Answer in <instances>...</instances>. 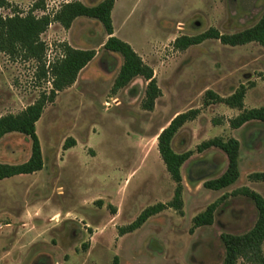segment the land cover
Instances as JSON below:
<instances>
[{"label":"rangeland","instance_id":"rangeland-1","mask_svg":"<svg viewBox=\"0 0 264 264\" xmlns=\"http://www.w3.org/2000/svg\"><path fill=\"white\" fill-rule=\"evenodd\" d=\"M8 1L3 15L15 9L26 14L40 0ZM42 1L36 16L52 15L66 2L101 0ZM263 9L264 0H115L113 35L153 69L161 92L151 110L143 106L148 83L143 77L113 89L122 57L102 47L108 36L99 21L80 16L68 29L51 22L40 36L46 69L62 55V43L93 49L95 56L45 105L35 124L43 168L0 180V264H114V258L116 264H222L221 234L244 233L257 217L251 201L231 192L248 187L264 196V180L249 178L264 172V122L251 121L233 132L240 142V177L208 192L203 182L217 177L225 153L197 146L214 137L230 138L229 120L236 110L211 102L206 92L226 97L244 84L246 107L264 106V48L206 39L179 50L173 41L209 28L240 31L255 24ZM39 69L35 60L0 53V116L16 114L49 92L50 74L41 76ZM188 110L198 111L194 127L180 129L172 141L176 152L192 151L182 167L181 212L166 206L120 235L119 229L145 208L172 200L176 184L160 158L156 136L175 114ZM67 139L74 145L65 148ZM29 155L24 135L11 132L0 139V163H22ZM223 194L213 222L193 228L192 218ZM237 264L251 263L240 258Z\"/></svg>","mask_w":264,"mask_h":264},{"label":"trees","instance_id":"trees-1","mask_svg":"<svg viewBox=\"0 0 264 264\" xmlns=\"http://www.w3.org/2000/svg\"><path fill=\"white\" fill-rule=\"evenodd\" d=\"M114 2L115 0H101L97 4L86 5L80 1H71L62 4L52 15L36 16L33 11L44 8L42 0L34 3L29 11L23 15L16 9L10 15H3L1 10L10 8L11 4L8 0H0V53L14 58L20 57L23 60H35L40 64L39 75L46 76L49 73L51 78V89L48 93L43 92L33 103L16 114L0 116V139L5 134L17 132L30 141V155L26 161L18 164L0 163V180L17 175L31 174L43 168V156L35 124L39 120L45 105L54 101L58 91L71 86L78 73L95 56L93 49H78L67 43H62V55L50 63L46 69L43 61L46 44L40 36L51 22H58L63 28L68 29L73 20L80 16L99 21L108 36L102 47L106 51L118 53L122 57V64L114 80L113 89H120L133 78L141 76L148 81L143 106L148 110L153 109L155 99L161 94L156 85L153 69L143 62L129 43L113 35L111 11ZM206 39H217L222 44L229 46H241L256 42L264 48V9L257 22L250 27L234 33H220L215 28H209L197 35H183L175 38L173 47L184 50ZM246 89L247 86L240 84L233 93L226 97H221L212 91L206 92L211 102H222L231 108L240 110L235 117L229 120L231 128H239L252 120L264 122V106L244 108ZM197 112V110H188L176 114L156 136L160 158L172 181L176 184L172 200L168 204L157 203L145 208L133 222L119 229L120 235L137 229L149 217L159 213L166 206L181 212L183 185L180 168L191 156L192 151L175 152L171 146V141L185 122L196 117ZM71 145H74L73 139H67L64 143L65 148ZM239 146V141L233 137L227 139L214 137L197 146L198 151L217 147L225 153L228 161L226 170L220 176L203 182L205 188L221 190L235 183L239 177ZM249 178L264 180V172H253L249 174ZM231 193L232 195L241 194L251 201L256 209L257 217L253 226L244 233L221 234L220 238L225 249L222 264H237L240 258L251 264H264L262 249L264 242V196L248 187L234 190ZM224 198H226V194L196 214L192 218V227L210 225L219 203ZM113 262L116 264V258Z\"/></svg>","mask_w":264,"mask_h":264},{"label":"crops","instance_id":"crops-1","mask_svg":"<svg viewBox=\"0 0 264 264\" xmlns=\"http://www.w3.org/2000/svg\"><path fill=\"white\" fill-rule=\"evenodd\" d=\"M87 65H88V64H87ZM87 65H86V66H87ZM86 66H85V67H86ZM85 67H84V68H85ZM84 68H83V69H84ZM83 69H82V70H83ZM246 92H247V91H246ZM245 95H246V93H245ZM244 99H245V96H244ZM228 107H229V106H228ZM229 108L232 109V110H236V112L233 113L231 117L236 116V115L240 112V110H238L237 108H231V107H229ZM244 108L248 109L249 107H246V104L244 103ZM251 108H253V107H251ZM180 113H181V112H180ZM177 114H178V113H177ZM175 115H176V114H175ZM175 115H174V116H175ZM174 116H173V117H174ZM173 117H172V118H173ZM231 117H229V119H230ZM172 118H171V119H172ZM171 119H170V120H171ZM194 120H195V119H192V120H189V121L185 122V123L183 124V126H182L180 129L185 128V127H190V128L194 127L193 124H191V123L194 122ZM227 120H228V119L226 118V122H227ZM252 121H257V120H252ZM249 122H251V121H249ZM249 122L243 124V125L240 126L239 128H232V131H231V133H228V136H229V137H233V138H235L233 132L236 131V130H238V129H242V128H244ZM166 125H167V124H166ZM166 125H164L163 127H165ZM188 125H189V126H188ZM222 125H223V127H225V128L227 129V126H225L224 124H222ZM222 125H221V126H222ZM163 127L160 128L159 132L162 130ZM180 129H179V130H180ZM179 130H178V131H179ZM178 131H177V132H178ZM185 133L188 134V133H189L188 130H185ZM173 138H174V137H173ZM235 139H236V138H235ZM172 141H173V139H172ZM172 141H171V146H172ZM238 141H239V140H238ZM239 144H240V142H239ZM172 148H173V147H172ZM210 149H212V148H210ZM213 149H215V148H213ZM217 149H218V148H217ZM173 150H174V149H173ZM218 150L221 151V152L223 153L222 150H220V149H218ZM239 150H240V146H239ZM174 151H175V150H174ZM175 152H176V151H175ZM178 153H180V152H178ZM222 155H223V156H222L223 163H222L221 167L218 169V170H219V174L217 175V177L220 176V175L226 170L227 163H228V161H227V156H226L225 154H222ZM186 161H188V159H187ZM186 161H185V162H186ZM185 162H184V163H185ZM184 163L182 164V166H181V168H180L181 173H182V167H183ZM212 165H214V164L212 163ZM238 167H239V160H238ZM257 172H263V171H257ZM208 174H209V173H208ZM181 177H182V179H183V176H182V175H181ZM239 177H240V170H239ZM239 177H238V178H239ZM215 178H216V177H215ZM237 180H238V179H237ZM247 186H249V185H247ZM249 187H250V186H249ZM250 188H253V187H250ZM205 190H207L208 192H209V191H213V192L220 191V190H211V189H205ZM254 191H255V190H254ZM256 192H257V191H256ZM258 193H259V192H258Z\"/></svg>","mask_w":264,"mask_h":264}]
</instances>
